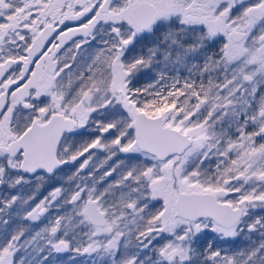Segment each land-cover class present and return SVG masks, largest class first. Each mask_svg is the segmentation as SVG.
<instances>
[{
    "label": "snow or ice",
    "instance_id": "obj_1",
    "mask_svg": "<svg viewBox=\"0 0 264 264\" xmlns=\"http://www.w3.org/2000/svg\"><path fill=\"white\" fill-rule=\"evenodd\" d=\"M69 252L264 264V0H0V264Z\"/></svg>",
    "mask_w": 264,
    "mask_h": 264
},
{
    "label": "trees",
    "instance_id": "obj_2",
    "mask_svg": "<svg viewBox=\"0 0 264 264\" xmlns=\"http://www.w3.org/2000/svg\"><path fill=\"white\" fill-rule=\"evenodd\" d=\"M39 227V226H37ZM73 253H62V254H53V256L49 257L48 264H72L70 257H72ZM90 258H86L84 256L76 258L75 264H85L86 260Z\"/></svg>",
    "mask_w": 264,
    "mask_h": 264
}]
</instances>
